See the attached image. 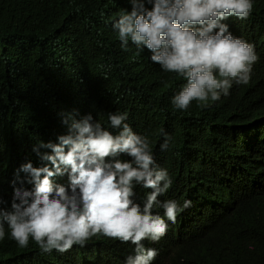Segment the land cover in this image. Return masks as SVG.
Segmentation results:
<instances>
[{
  "label": "trees",
  "instance_id": "16d2710c",
  "mask_svg": "<svg viewBox=\"0 0 264 264\" xmlns=\"http://www.w3.org/2000/svg\"><path fill=\"white\" fill-rule=\"evenodd\" d=\"M254 3L248 23L227 25L234 37L258 46L255 84L231 87L208 107L193 101L180 110L172 98L186 80L153 63L147 49L138 53L131 41L121 48L113 23L130 11L129 0H0L2 199L10 169L32 156L49 163L34 147L58 143L72 118L91 114L110 131L109 114L126 113L133 132L149 139L155 164L174 175V187L155 206L172 200L185 209L191 201L182 214L186 240L216 230L213 249L188 247L178 256L181 264H264V0ZM161 130L171 137L166 151ZM148 191L134 198L146 199ZM152 212L164 217V209ZM5 230L0 264H124L135 248L98 236L84 247L42 253L31 239L19 248ZM148 241L145 248L170 256L168 243L149 248Z\"/></svg>",
  "mask_w": 264,
  "mask_h": 264
},
{
  "label": "clouds",
  "instance_id": "9594fccd",
  "mask_svg": "<svg viewBox=\"0 0 264 264\" xmlns=\"http://www.w3.org/2000/svg\"><path fill=\"white\" fill-rule=\"evenodd\" d=\"M129 3L130 11L120 12L113 23L121 48L127 50L131 41L138 53L147 49L153 63L186 80L172 98L175 108L187 110L193 101L208 107L228 96L231 87L248 89L255 84L258 46L244 41V36L234 37L227 25L232 20L248 23L254 0ZM259 27L264 35V24ZM126 120V113H110L109 131L91 114L72 118L58 143L40 142L34 147L49 163L32 156L15 164L8 172L5 201L0 191V241L6 236L5 225L19 248H27L31 239L42 253H64L103 236L113 244L135 246L124 264H181L178 256L188 247L213 249L214 228L192 240L183 236L182 214L191 201H185V209L172 200L162 207L159 203L160 209L155 206L174 187L173 172L155 164L149 139L134 133ZM161 133L160 147L166 151L171 137ZM41 148L51 154L40 152ZM143 189H149L146 199L145 194L134 198ZM152 209H164L166 219ZM144 240H149V248L158 247L161 240L168 243L170 256L145 248Z\"/></svg>",
  "mask_w": 264,
  "mask_h": 264
}]
</instances>
